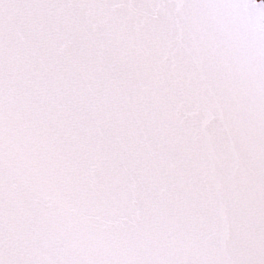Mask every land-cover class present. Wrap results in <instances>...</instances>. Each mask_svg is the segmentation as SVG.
<instances>
[{
	"label": "snow or ice",
	"instance_id": "1",
	"mask_svg": "<svg viewBox=\"0 0 264 264\" xmlns=\"http://www.w3.org/2000/svg\"><path fill=\"white\" fill-rule=\"evenodd\" d=\"M0 264H264V0H0Z\"/></svg>",
	"mask_w": 264,
	"mask_h": 264
}]
</instances>
